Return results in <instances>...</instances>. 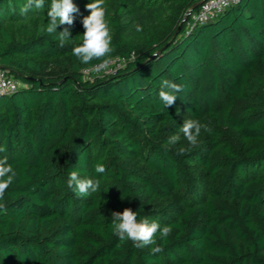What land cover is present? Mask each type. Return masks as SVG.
Here are the masks:
<instances>
[{
	"label": "trees",
	"instance_id": "1",
	"mask_svg": "<svg viewBox=\"0 0 264 264\" xmlns=\"http://www.w3.org/2000/svg\"><path fill=\"white\" fill-rule=\"evenodd\" d=\"M200 1L106 0V59L123 65L87 78L102 61L82 64L72 49L93 0H73L64 47L69 26L41 32L51 0L27 15V0H0V70L19 84L0 95V159L16 172L0 201V264H264V0L186 28ZM164 79L182 88L170 107ZM186 119L211 134L202 128L190 146ZM72 171L99 190L78 197ZM125 208L172 226L166 240L157 233L162 252L113 234L112 213Z\"/></svg>",
	"mask_w": 264,
	"mask_h": 264
},
{
	"label": "clouds",
	"instance_id": "2",
	"mask_svg": "<svg viewBox=\"0 0 264 264\" xmlns=\"http://www.w3.org/2000/svg\"><path fill=\"white\" fill-rule=\"evenodd\" d=\"M43 10L45 8V0H27V3L21 8V14L27 15L32 8ZM90 14L83 17L82 25L85 31L82 34V42L73 47L72 54L76 56L82 64H89L93 60L102 61L98 68H106L109 60L106 59L112 52V36L111 30L106 20V0H93L86 5ZM79 11L73 0H51L47 10V26H41V32L51 35L57 33L58 26L67 25L62 31L58 32V42L60 47L71 39L70 27L74 24V14ZM137 31H142L140 25H136ZM182 91L180 85L167 79L162 80L159 98L165 107L174 105L177 94ZM211 134L212 129L208 125H203L199 120L186 119L179 128V133L188 141L192 147L197 146L198 137L201 129ZM180 140V135H172L168 144H175ZM167 150V146H165ZM190 148L181 147L177 151V155H184L189 152ZM4 151L0 148V152ZM106 171L101 163L95 165V172L103 174ZM16 177L12 165L8 163L7 157L0 159V201L3 200L5 191L13 184ZM68 188L72 189L78 197H84L91 192H96L100 188V180L91 178L82 179L77 171H72L67 180ZM0 210H6V206L0 203ZM112 231L121 241H132L134 246L138 248H151L153 255L163 251L159 240H166L173 232L170 225L161 227L156 221H149L147 218L138 219V212L125 208L123 212L112 213Z\"/></svg>",
	"mask_w": 264,
	"mask_h": 264
},
{
	"label": "built area",
	"instance_id": "3",
	"mask_svg": "<svg viewBox=\"0 0 264 264\" xmlns=\"http://www.w3.org/2000/svg\"><path fill=\"white\" fill-rule=\"evenodd\" d=\"M237 1L238 0H206L199 6L196 12L190 15L186 22V28H192L194 25L203 24L204 22L217 17L223 9L236 4ZM97 65L88 67L82 71V74L87 78L101 73L111 74L123 65V60H110L107 67L103 69L98 68ZM18 86L19 84L16 81L8 77L2 70H0V95L11 94Z\"/></svg>",
	"mask_w": 264,
	"mask_h": 264
},
{
	"label": "water",
	"instance_id": "4",
	"mask_svg": "<svg viewBox=\"0 0 264 264\" xmlns=\"http://www.w3.org/2000/svg\"><path fill=\"white\" fill-rule=\"evenodd\" d=\"M206 0H201L200 2L192 5L185 13L183 19H182V22L181 24L185 23L187 21V18L190 16V14L195 10L197 9L201 4H203V2H205ZM3 96V95H2Z\"/></svg>",
	"mask_w": 264,
	"mask_h": 264
},
{
	"label": "rangeland",
	"instance_id": "5",
	"mask_svg": "<svg viewBox=\"0 0 264 264\" xmlns=\"http://www.w3.org/2000/svg\"><path fill=\"white\" fill-rule=\"evenodd\" d=\"M103 74H105V73H101V74H99V76H100V75H103Z\"/></svg>",
	"mask_w": 264,
	"mask_h": 264
}]
</instances>
